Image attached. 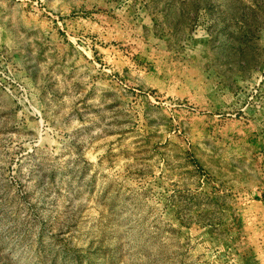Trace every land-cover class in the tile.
Returning <instances> with one entry per match:
<instances>
[{"label": "rangeland", "instance_id": "1", "mask_svg": "<svg viewBox=\"0 0 264 264\" xmlns=\"http://www.w3.org/2000/svg\"><path fill=\"white\" fill-rule=\"evenodd\" d=\"M0 264H264V0H0Z\"/></svg>", "mask_w": 264, "mask_h": 264}]
</instances>
